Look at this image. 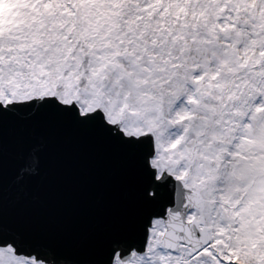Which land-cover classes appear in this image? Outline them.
<instances>
[{
	"label": "snow or ice",
	"instance_id": "snow-or-ice-1",
	"mask_svg": "<svg viewBox=\"0 0 264 264\" xmlns=\"http://www.w3.org/2000/svg\"><path fill=\"white\" fill-rule=\"evenodd\" d=\"M0 264H264V0H0Z\"/></svg>",
	"mask_w": 264,
	"mask_h": 264
},
{
	"label": "water",
	"instance_id": "water-1",
	"mask_svg": "<svg viewBox=\"0 0 264 264\" xmlns=\"http://www.w3.org/2000/svg\"><path fill=\"white\" fill-rule=\"evenodd\" d=\"M78 168V162L65 159L62 156L60 145L56 141H53L50 149L49 171L54 183L57 181V178H62L63 182L57 184L59 192L75 193L78 187ZM14 176L15 172L9 160L6 162V182L10 183L14 179Z\"/></svg>",
	"mask_w": 264,
	"mask_h": 264
}]
</instances>
